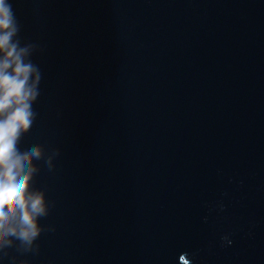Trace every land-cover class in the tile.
<instances>
[{"label":"water","instance_id":"water-1","mask_svg":"<svg viewBox=\"0 0 264 264\" xmlns=\"http://www.w3.org/2000/svg\"><path fill=\"white\" fill-rule=\"evenodd\" d=\"M13 4L49 211L0 264H264V0Z\"/></svg>","mask_w":264,"mask_h":264},{"label":"clouds","instance_id":"clouds-1","mask_svg":"<svg viewBox=\"0 0 264 264\" xmlns=\"http://www.w3.org/2000/svg\"><path fill=\"white\" fill-rule=\"evenodd\" d=\"M20 30L13 0H0V249L14 238L27 250L40 237V221L49 211L46 193L33 186L44 147L25 139L40 117L47 81L46 69L30 58L36 46H21ZM221 241L232 243L227 236ZM181 256L193 258L187 252Z\"/></svg>","mask_w":264,"mask_h":264}]
</instances>
